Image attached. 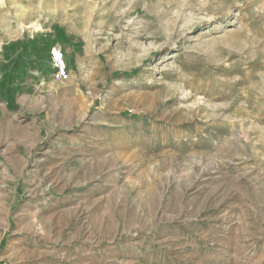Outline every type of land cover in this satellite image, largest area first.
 <instances>
[{
	"label": "rangeland",
	"instance_id": "obj_1",
	"mask_svg": "<svg viewBox=\"0 0 264 264\" xmlns=\"http://www.w3.org/2000/svg\"><path fill=\"white\" fill-rule=\"evenodd\" d=\"M43 37L68 78L0 87V263L264 264V0H0V83Z\"/></svg>",
	"mask_w": 264,
	"mask_h": 264
},
{
	"label": "trees",
	"instance_id": "obj_2",
	"mask_svg": "<svg viewBox=\"0 0 264 264\" xmlns=\"http://www.w3.org/2000/svg\"><path fill=\"white\" fill-rule=\"evenodd\" d=\"M55 43L56 40L50 37H43L32 41L30 39L20 40L5 46V56L10 60L9 63L3 65V79L0 87L6 96H13L16 90L11 85L15 83L14 86H16V82L20 78L18 71L21 69L22 72H26V69L46 61ZM12 55H15L13 59H11Z\"/></svg>",
	"mask_w": 264,
	"mask_h": 264
},
{
	"label": "built area",
	"instance_id": "obj_3",
	"mask_svg": "<svg viewBox=\"0 0 264 264\" xmlns=\"http://www.w3.org/2000/svg\"><path fill=\"white\" fill-rule=\"evenodd\" d=\"M51 65L53 67V77L56 81H65L68 78V67L60 46L54 45L50 50ZM1 264V263H0Z\"/></svg>",
	"mask_w": 264,
	"mask_h": 264
},
{
	"label": "crops",
	"instance_id": "obj_4",
	"mask_svg": "<svg viewBox=\"0 0 264 264\" xmlns=\"http://www.w3.org/2000/svg\"><path fill=\"white\" fill-rule=\"evenodd\" d=\"M36 66H38V65H36ZM53 68V67H52Z\"/></svg>",
	"mask_w": 264,
	"mask_h": 264
}]
</instances>
